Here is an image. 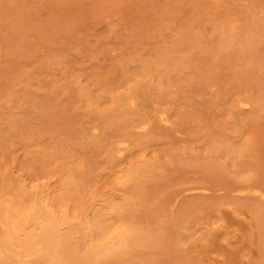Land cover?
I'll list each match as a JSON object with an SVG mask.
<instances>
[{
  "label": "rangeland",
  "instance_id": "rangeland-1",
  "mask_svg": "<svg viewBox=\"0 0 264 264\" xmlns=\"http://www.w3.org/2000/svg\"><path fill=\"white\" fill-rule=\"evenodd\" d=\"M0 254L264 264V0H0Z\"/></svg>",
  "mask_w": 264,
  "mask_h": 264
},
{
  "label": "bare ground",
  "instance_id": "bare-ground-1",
  "mask_svg": "<svg viewBox=\"0 0 264 264\" xmlns=\"http://www.w3.org/2000/svg\"><path fill=\"white\" fill-rule=\"evenodd\" d=\"M244 104V103H243ZM163 117V116H162ZM162 120V119H161ZM15 217V216H14ZM77 235V234H76ZM1 255V254H0Z\"/></svg>",
  "mask_w": 264,
  "mask_h": 264
}]
</instances>
